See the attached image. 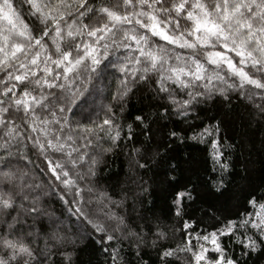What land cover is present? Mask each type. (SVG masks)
Returning <instances> with one entry per match:
<instances>
[{
    "label": "snow or ice",
    "instance_id": "6c2138e0",
    "mask_svg": "<svg viewBox=\"0 0 264 264\" xmlns=\"http://www.w3.org/2000/svg\"><path fill=\"white\" fill-rule=\"evenodd\" d=\"M237 119L264 127V0H0V264H85L90 249L104 264H132L125 249L242 264L228 244L264 258V186L224 212L237 197L221 132ZM178 142L206 145L217 173L210 231L189 214L190 176L167 213L145 208V169L166 163L169 184L194 171L169 157ZM161 217L177 218L170 244Z\"/></svg>",
    "mask_w": 264,
    "mask_h": 264
},
{
    "label": "trees",
    "instance_id": "16d2710c",
    "mask_svg": "<svg viewBox=\"0 0 264 264\" xmlns=\"http://www.w3.org/2000/svg\"><path fill=\"white\" fill-rule=\"evenodd\" d=\"M235 103L236 101L233 100V104ZM140 106L139 103L134 102L130 111L135 112ZM239 111L243 114V109H239ZM208 115H215V110L210 111ZM221 135L225 137L224 143L230 146L226 154V159L230 163V169L225 175L224 180L229 191L237 197L236 200L226 202L224 212L225 214L234 215L237 211L236 205L242 203V196L246 194V192L242 193L241 189H247V191L257 190V194H259V190L264 186V127H259L254 123L246 127L243 120L237 119L234 124L229 123L227 131H222ZM141 139L147 141V137H142ZM169 147V157H175L181 161L191 159L195 162L191 165L194 171H184L183 169L188 168L189 165H182L175 173H170V175L175 176L176 182L169 184L164 175L168 170L166 163L161 162L159 167L145 169L142 175L148 181L149 188L143 195L146 202L145 208L150 207L157 215H160L162 211L167 213L168 205L171 201V193L174 189L184 184L190 176L193 185L196 187L195 194L199 199L196 204L190 206L189 214L198 221L196 227L199 230L208 229L210 231L211 226L215 222L205 215V211H208L209 204H217V197L212 194L211 190V185L215 181L217 173L214 172L212 163L207 158L206 145L178 142ZM173 163H175V160H173ZM125 164L126 156L119 153L112 156L109 159L108 170L101 173L103 180H106L110 184L113 183L118 174L122 175ZM217 206L219 205L217 204ZM161 224L169 232V240L162 243H172L173 233L171 230L173 227H179L177 218L169 217L165 219L161 217ZM179 236L180 233L177 231L175 239H179ZM225 243L227 244L228 241L225 240ZM228 247L234 250L236 255L240 257L242 264L245 259L247 260V264H264V258H258L257 256L245 258L240 256V249L238 247H235L233 244H228ZM125 253H127L126 259L131 260L132 264H140L138 258L131 255L128 249H125ZM90 257L92 264H104V254L99 252L93 254V250L90 249L82 256L85 264H87ZM143 259L147 261V264H159L155 249H145Z\"/></svg>",
    "mask_w": 264,
    "mask_h": 264
}]
</instances>
